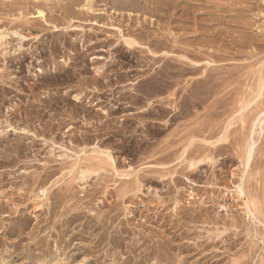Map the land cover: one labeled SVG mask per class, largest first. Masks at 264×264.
Here are the masks:
<instances>
[{
	"label": "rangeland",
	"instance_id": "374dc122",
	"mask_svg": "<svg viewBox=\"0 0 264 264\" xmlns=\"http://www.w3.org/2000/svg\"><path fill=\"white\" fill-rule=\"evenodd\" d=\"M33 1L0 0L29 36L0 51V264H264V0Z\"/></svg>",
	"mask_w": 264,
	"mask_h": 264
},
{
	"label": "bare ground",
	"instance_id": "6f19581e",
	"mask_svg": "<svg viewBox=\"0 0 264 264\" xmlns=\"http://www.w3.org/2000/svg\"><path fill=\"white\" fill-rule=\"evenodd\" d=\"M35 1V3L37 2V3H40V2H42V3H40V4H44V3H46V4H51V2L52 1H54V0H34ZM33 1V2H34ZM58 1V0H57ZM209 1V0H208ZM14 3V2H13ZM18 3V2H17ZM36 3V4H37ZM59 3V2H58ZM38 5V4H37ZM45 5V4H44ZM14 6V5H13ZM48 6V5H47ZM84 6H86V5H84ZM15 7V6H14ZM39 8H41V7H39ZM87 11L88 10H91V9H86ZM25 17V16H24ZM32 17L33 18H37V19H41V20H45V13L42 11V10H38V12H37V14L36 15H32ZM24 19V18H23ZM23 19H21V20H23ZM26 19V18H25ZM19 20H20V18H19ZM23 21H25V22H27L26 20H23ZM23 21H22V23H23ZM25 22H24V24H25ZM28 23V22H27ZM26 23V24H27ZM95 25H97L96 23H94ZM80 29L81 28H79V27H76V26H70L69 28H68V31H70V32H75V31H80ZM115 29V28H114ZM119 30V29H118ZM55 31H59V28H56V30ZM120 32H121V30H119ZM22 33V32H21ZM23 34V33H22ZM120 34H122V33H120ZM29 37V36H28ZM27 36H24V35H21L20 33H18L17 31H7V30H0V51L1 50H6L7 48H8V46L11 44V42H12V40L15 38V39H17L19 42H20V45H19V48L21 49L22 48V45H21V43L23 42V41H26V40H28L29 41V38H28ZM122 40L124 41V44L128 47V48H132V49H134L133 47L134 46H136L137 48L138 47H144L143 45H141L139 42H137L136 40H134V39H132V38H128V37H125L124 35H122ZM120 38V39H121ZM15 41V40H14ZM121 42V41H120ZM17 44V43H16ZM11 46V45H10ZM146 47V46H145ZM13 49V48H12ZM23 50V49H22ZM131 50V49H130ZM19 51H21V50H19ZM25 51V50H24ZM150 51V54H152V55H154V56H156V57H159V55L158 54H155L152 50H149ZM15 53H16V50L14 51ZM2 53H4V52H2ZM9 53V52H8ZM8 53H6V54H8ZM14 53V54H15ZM24 53V52H23ZM167 54L166 55H172L171 53H168V52H166ZM6 56V55H5ZM7 56H9V55H7ZM6 56V57H7ZM5 58V57H4ZM193 64H195V66L196 67H199L201 64H198V63H195V62H193ZM210 64V63H209ZM40 72H42V70H39ZM99 73H100V70H99ZM251 79V78H250ZM261 80H263V79H261ZM260 83L261 84H259L260 86H258L257 88H258V91L257 92H255V93H257L256 95V99L257 98H259V97H261V95H262V93H263V88H264V80L261 82L260 81ZM230 99V98H229ZM256 99H254V100H256ZM76 100L77 101H80L81 99L79 98V97H77L76 96ZM224 100V99H223ZM250 103H252V102H249L248 104H246L245 105V107H244V105H243V108H244V110H246V108H248V106H249V104ZM223 104V103H222ZM243 104V103H242ZM242 109V108H241ZM243 110V111H244ZM235 111V110H234ZM240 111H242V110H240ZM237 114V113H236ZM243 117V116H242ZM7 124V123H6ZM263 125V127L261 128V126ZM11 126V125H10ZM2 127V126H1ZM15 128V127H14ZM257 128L258 129H260V130H258V131H256L257 130ZM263 129H264V119L263 118H259V119H257V117H256V120H255V122L252 124V127H251V134L252 135H255L257 132L258 133H260L261 131H263ZM8 131V130H7ZM3 131L0 129V133H2ZM18 133H19V131H17ZM20 132H22V131H20ZM15 133H16V131H15ZM27 133V132H26ZM251 136V135H250ZM250 136H249V138L246 140V142H245V146H244V151H243V164H244V167L247 169L248 167H249V165H250V162H251V160H252V155H253V147H255V145H257V141L255 140V138L254 137H251L250 138ZM221 140V139H220ZM223 140V139H222ZM189 143V142H188ZM61 148H62V146H61ZM64 148V147H63ZM68 149V148H67ZM65 150V149H64ZM69 150V149H68ZM84 150V149H83ZM72 152V151H71ZM102 153V152H101ZM101 153H99V154H101ZM104 155H106V154H104ZM66 156V155H65ZM79 156V155H78ZM107 156V155H106ZM98 157V156H97ZM111 159V158H110ZM109 159V160H110ZM101 164V163H100ZM115 166V165H114ZM86 172L84 171V172H82L81 173V177L79 178V180L81 181H83L84 179H86V177H85V174ZM71 187V186H70ZM68 191V190H67ZM237 191H238V193L240 194V196H242V197H245L246 198V196H245V193H244V189H243V187L242 186H238L237 187ZM125 192V191H124ZM123 193V192H122ZM43 194H45V192H43ZM48 194V193H47ZM119 195V194H118ZM121 196V195H120ZM248 201V200H247Z\"/></svg>",
	"mask_w": 264,
	"mask_h": 264
}]
</instances>
